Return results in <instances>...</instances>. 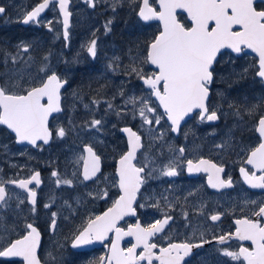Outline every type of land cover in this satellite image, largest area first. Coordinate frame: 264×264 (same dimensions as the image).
<instances>
[{
  "label": "snow or ice",
  "instance_id": "1",
  "mask_svg": "<svg viewBox=\"0 0 264 264\" xmlns=\"http://www.w3.org/2000/svg\"><path fill=\"white\" fill-rule=\"evenodd\" d=\"M90 7H95L94 0H86ZM153 0H140L138 16L143 21L157 20L162 24V30L148 45L146 56L142 63L154 66L155 71L146 73L135 65V61L126 71V75H135L148 89L146 96L129 97L126 104L135 106L139 103L138 115L143 125H148L149 131H153L152 125H160L166 118L170 122V131L179 133L182 121L193 114L199 117L200 122H213L220 119L216 108L210 110L208 99L210 86L215 76L218 75L216 65L224 59L225 52L247 54L251 50L258 57V62L253 65L255 76L264 82V0H158L159 11L153 7ZM58 3L59 11L63 16L64 38H68L69 0H42L23 17V23L38 22L41 13L49 8H54ZM260 5L258 7L257 5ZM183 10L187 14V23H182L177 18V10ZM5 13V8L0 6V14ZM51 22H49L50 24ZM108 21L106 31H110ZM97 41L92 39L87 51L95 58ZM19 49L27 52L29 45L21 42ZM15 62L16 57L12 58ZM47 59V57H45ZM118 59V58H117ZM231 63V59L228 61ZM112 64H109V68ZM244 69V73L248 72ZM46 74L37 86L12 91L0 85V125L6 126L15 134L17 143L27 142L33 147L38 146V141L48 144L53 136L49 127V119L53 113H60L61 89L67 83L56 72L47 74V66L40 69ZM243 75V74H241ZM121 96L124 93L121 91ZM158 101L154 105L151 98ZM93 103H97L93 101ZM231 106V105H230ZM87 107V105H85ZM112 108V104L108 105ZM255 107V106H254ZM158 108L163 109L158 112ZM251 111V110H249ZM119 114V113H118ZM239 115V112H237ZM135 117V113H134ZM102 124L99 119L90 122L91 128H98ZM258 133L259 143L247 151L239 171L245 183L251 188L264 189V116H261L253 129ZM127 135L128 150L117 161L115 176L117 179L111 185L118 190V196L112 200L111 206L100 215L90 216L80 225L73 234L72 248H80L94 242L110 241L109 254L101 256L95 264H182L194 247L202 244L189 242L169 243L167 247H159L152 242L153 237L164 231L172 219L165 215L162 220H156L147 226H142L139 220L129 224L127 228L120 226L125 217L137 216V207L143 208L144 204H137V195L141 187L152 178L156 168H148L152 163L148 156L145 162L137 164V152L143 147L142 137L131 127L122 128ZM59 138L66 135L64 127L55 130ZM164 133L159 132L156 138L162 139ZM218 148L223 144L216 145ZM86 155L79 159L83 162V179L92 180L101 172V157L97 155L91 145H85L83 149ZM179 157L169 160L168 164L159 169V174L167 177L178 175L177 159L184 157L185 148L176 150ZM184 163L188 173H207L208 185L213 189H221L232 186L229 176L225 179L222 174L225 169L210 159L199 158L196 160L185 159ZM146 169H148L146 171ZM257 172L260 174L257 175ZM54 177L58 176L53 172ZM107 179V178H105ZM41 183L40 173L35 172L29 179L13 180L9 183L17 185L28 193L32 204V212L35 213L36 191L29 185ZM61 181L58 179L57 184ZM71 185V180L62 181ZM108 197V190L104 188L98 194L99 199ZM6 198V189L0 183V203ZM23 203V201H21ZM255 204V201H251ZM158 206V204H157ZM45 208L50 205L45 204ZM56 215L52 213L51 229L56 228ZM187 218V213L184 214ZM220 213L211 215L212 221L221 219ZM253 217L255 219H253ZM264 203L258 209L251 211L250 216L236 219L235 231L213 237L217 243L223 245L231 239L238 241H250L253 246L240 245L238 250L221 249L222 255L233 261H242V264H264ZM110 234L114 238H110ZM125 237H132L135 243L131 247H121V241ZM202 243L210 241L202 240ZM41 246V233L33 223L24 226L23 234H18L16 239L9 240L6 245L0 244V258H19L21 264H42L38 251ZM158 248V252L156 251ZM140 249L138 252L137 250ZM10 264H16L13 260Z\"/></svg>",
  "mask_w": 264,
  "mask_h": 264
},
{
  "label": "flooded vegetation",
  "instance_id": "2",
  "mask_svg": "<svg viewBox=\"0 0 264 264\" xmlns=\"http://www.w3.org/2000/svg\"><path fill=\"white\" fill-rule=\"evenodd\" d=\"M41 2L42 0H0V6L5 8V13L0 14V60H13V57L18 59L20 57L19 51L25 55L28 51L24 52L22 49H19L18 45L21 42L19 44L18 42L22 39L27 40V33L35 30L33 35L34 44L32 45L34 50L33 58L36 59L38 66H47V74H51L54 71L60 77L62 76L60 72L63 70V65H59L58 63L62 54L61 50L65 55L68 53H79L85 60L94 59L93 57H87L89 53L87 48L90 45L88 39H96L99 41L95 59L96 61H102V56L107 54L106 49L103 47V35L100 33L98 36V32L93 34L91 32L88 33L87 29L90 27L87 26V22L84 23L82 31L74 28L76 17H83L82 11L84 9L91 11L101 9V7L105 9V5L101 3L102 1L94 0L95 7H90L86 0L69 1L71 23L68 28L69 35L67 40H65L63 35L62 19L58 9V3L54 8L50 5L48 9L41 13L38 22L23 24V17L27 12L31 11ZM152 2L153 0H150V3ZM139 5L140 0H138L137 10L139 9ZM257 6L260 7L259 4ZM153 7H156L158 10L157 0L153 3ZM79 13L81 14L79 15ZM177 18L182 23H187L186 17L182 14H178ZM49 22L51 23L49 24ZM138 25L143 26L147 30L148 37L146 39L148 41L146 42L148 44L152 42L160 31L159 25L157 24H143L138 21ZM101 27L102 24H100ZM157 29H159L158 33H156ZM86 34L89 35L85 40L86 46L80 49L79 40ZM87 44L89 45L87 46ZM229 59H231V63L228 62ZM223 61L225 62L223 63ZM257 62V56L248 55L247 53L246 55L241 54L237 57L236 54L226 51L224 59L216 65L218 75L215 76L214 82L210 86L208 99L210 110L216 108L214 105L219 107L220 98L218 99L216 91L217 89L227 90L232 102L238 103L236 106L232 104L235 112L240 110L239 106L244 105H249L256 110V115L250 116V118L248 116L236 117L239 120H235L233 117H220L217 121L200 122L199 117L193 114L184 121L181 125L180 132L176 134L170 131V125L166 118L161 121L160 125L153 124L151 126L154 129L153 131H149L150 126L148 125L142 126L143 122L140 117L132 116L124 118L119 127L118 100L117 106L112 109L114 113L107 114L106 122L102 121V124L98 128L91 130V133H94V135L87 137L83 144L80 145L82 155H84V146L91 145L97 155L101 157V172L97 173V177L84 182L79 174L80 182L86 190L88 202L90 208H92L89 217L102 214L111 206L112 200L118 196V190L111 185L117 179L115 176L117 161L128 150L127 141L122 135L121 129L131 127L133 131L141 135L143 144L142 149L137 152V160L135 162L138 165L144 163L145 156H148L152 161V163H149L148 168H156L157 171L153 172L152 178L147 180L137 195V204H144L145 207H137V216L124 219L120 222V226L126 229L129 224H134L137 220H139L142 226H147L156 220L164 219L165 215H168L172 219L165 226L164 231L157 234L152 240V242L157 243L158 248L167 247L169 243L189 242L192 244H202L201 247H194L191 253L184 258L182 264H242V261H233L231 258L222 255L221 249L227 248L228 250L235 251L238 250L240 245H243L249 247L251 250L253 246L250 241L231 239L221 245L213 237L234 232L236 227L234 221L236 219L242 218L243 216H250L252 210L258 209V206L264 203V189L251 188L245 183L239 171L241 166L251 168L250 165L242 164V161L245 159L248 149L255 147L259 143L258 133L253 129L259 118L264 116V82H261L255 76V69L253 67ZM94 67V64L90 65L91 70ZM229 68H233V74L229 73L228 75H224V79L219 83L220 74H226ZM245 68L249 69L247 73H244ZM99 69L102 72L103 65H100ZM38 72L41 75L45 74L40 69ZM144 72L151 73L153 71L148 69L144 70ZM44 78H46V75H44ZM61 78L67 81V87L61 92V104L63 108L65 90L74 83L69 78ZM135 78L134 80L127 79V82L130 83L128 87L130 90L141 91L146 96L148 91L140 85V79ZM0 85H6L1 75ZM96 86L94 82L91 83L88 91L90 100L93 98L92 91ZM25 88H28V86L21 87L19 90L9 89L21 92ZM124 89V94L127 95L126 87ZM151 101L157 105L153 97ZM117 107L118 109L116 110ZM158 112H161L159 108ZM62 115L54 116L49 120L50 130H52L54 122ZM240 119H244V122H241ZM236 123L246 125V130L237 128ZM221 124L231 129L232 132V141H230L232 147L227 150L223 147H216V145L225 140L224 138H219L222 133L218 131ZM0 129L5 134H8L14 142V137L8 133L7 129L2 126H0ZM161 131L164 133L163 138L156 139V142L153 144L150 136L155 135L157 137ZM119 139L121 142L120 153ZM52 141L53 136L48 147L51 146ZM42 147L45 146L40 144L36 149L27 146L18 148L38 151ZM179 147H184L185 153L184 157H180L177 163L179 165L177 169L178 175L175 177L160 175L159 169L166 165L165 162L167 161L168 155L172 153V149L177 150ZM199 158L210 159L218 165H223L225 171L222 176L225 179L230 176L232 186L213 189L208 185L207 173H188L186 164L184 163L185 159L196 160ZM39 172L44 181L43 171L40 170ZM31 174L20 170L16 171L13 175L5 174L1 177L0 183L6 189V198L3 203H0V209L8 201L12 193L25 195L28 203L27 195L19 191L18 187L9 183V181L28 179ZM259 174L257 172V175ZM104 188L108 190V197L99 199L98 194ZM31 189L35 190V187H31ZM39 190L36 191L35 209L38 208L40 202ZM251 201H255L256 203L252 204ZM29 206L31 208L33 207L31 205ZM185 213H187V218H185ZM217 213L222 214L221 219L214 222L210 217ZM253 219L255 218L253 217ZM261 223H264V219L261 220ZM34 226L41 233V246L38 255L41 258L42 264H95L101 256H107L109 254L110 241L100 242L95 247L77 251L71 248L72 237L76 230L72 234L66 230H61L65 238V245L62 246L59 244L60 235L58 234V230L55 228L53 231L50 228L51 223L47 226L45 222L41 223L40 221L34 220ZM23 232L24 228L18 230L0 228V244L6 245L9 240L16 239L18 234H23ZM110 238H114V235L110 234ZM202 240L210 241V243H202ZM132 243H135L132 237L128 239L124 238L121 241V247H131ZM158 248L156 250L157 252ZM137 251L139 252L140 249ZM13 260L16 264H21V261L17 258H0V264H10ZM154 264H158V262H154Z\"/></svg>",
  "mask_w": 264,
  "mask_h": 264
},
{
  "label": "rangeland",
  "instance_id": "3",
  "mask_svg": "<svg viewBox=\"0 0 264 264\" xmlns=\"http://www.w3.org/2000/svg\"><path fill=\"white\" fill-rule=\"evenodd\" d=\"M100 1L105 5V9L102 7L95 11L84 9L82 11L83 17H76L74 28L82 31L84 23L87 22V26L90 27L87 29L88 33L98 32V36L101 33L103 35V47L106 49L107 54L102 56V61H96L95 58L85 60L79 53L65 55L61 50L62 54L58 63L63 65V70L60 75L65 79L69 78L74 84L65 90L64 113L52 126L54 134L51 146L42 147L38 151L18 148L13 139L0 129V180L3 175H13L20 170L27 174L42 170L44 174V185L38 191L40 202L35 213L28 205L25 195L12 193L0 209L1 229L18 230L24 228L26 223L34 224V220L41 223L45 222L48 226L52 221V213L55 212L57 213L55 218L57 222L56 229L60 235L59 244L64 246L65 238L61 230H66L72 234L88 219L92 211L86 190L79 177L82 162L79 159L82 156L80 145L87 137L94 135L91 130L95 128L90 127V122L93 119L106 122L107 114L114 113L112 109L117 106L118 100L119 127L124 118L134 117V113L135 117H139L137 111L140 106L139 103L133 106L132 104H126V101L132 96L145 95L141 91L130 90L128 87L130 83L127 82V79L134 80L136 78L134 75L125 74L134 61L137 67L142 66L143 71L147 69L146 65L140 63L144 58L142 48L148 41L146 39L148 33L143 26L138 25L136 17L138 0ZM101 3L99 2V4ZM108 21H111L110 31H106L105 28ZM100 24H102L101 28ZM34 32L35 30L29 31L27 40L22 39L18 42V44L23 42L29 45L30 49L25 55L19 51L20 57L15 62L8 59L0 60V75L6 84L5 86L10 89L19 90L24 86L37 85L46 75H41L38 72L43 66H38L36 59L33 58ZM88 36L86 34L79 40L80 49L86 46L85 40ZM88 41L91 42L89 39ZM98 45L99 41H97L96 49ZM87 57L92 58L90 53L87 54ZM91 64L95 65L93 70L90 69ZM109 64H112L111 68H109ZM100 65H103V73L99 69ZM232 69L229 68L226 74H220L219 83L224 79V75L233 74ZM91 74L92 76H90ZM92 82L97 86L94 87L92 91L93 98L90 100L88 91ZM125 87L127 95L121 96L120 93L121 91L124 93ZM228 93L227 90L217 89L216 91L218 99L220 98V106H214L221 118L233 117L237 120L236 117L248 116L250 118V116L256 115V110L249 105L239 106V115H237V112L232 108V104L236 106L238 103H233ZM93 101L97 103H93ZM109 104H112L113 107L109 108ZM240 121L244 122V119H240ZM236 126L242 130L247 128L244 124L236 123ZM59 127H64L66 130V135L63 138H59L55 134V130ZM218 131L222 132L219 138L225 139L220 144L224 145V149H230L232 147L230 143L232 141L231 129L221 124ZM90 133L91 135L88 136ZM155 137V135L150 136L153 144L158 139ZM120 149L121 142L119 139V153ZM172 150V153L168 155L166 164L169 160L179 157L178 152L175 149ZM178 162L179 158L177 159ZM54 171L58 173V176L54 177L52 175ZM58 179L61 181L60 184H57ZM64 180H71L72 184L62 183ZM45 204L50 205V207L45 208Z\"/></svg>",
  "mask_w": 264,
  "mask_h": 264
},
{
  "label": "water",
  "instance_id": "4",
  "mask_svg": "<svg viewBox=\"0 0 264 264\" xmlns=\"http://www.w3.org/2000/svg\"><path fill=\"white\" fill-rule=\"evenodd\" d=\"M139 12V11H138ZM177 12H179V13H183L186 17H187V14L185 13V12H183V10H180V9H178L177 10ZM61 14V13H60ZM137 16H138V14H137ZM61 17H62V23H63V16H62V14H61ZM138 18H139V16H138ZM140 19V18H139ZM70 20V19H69ZM141 20V19H140ZM142 22H144V23H150V22H157V23H159V25L161 26V30H162V24L159 22V21H157V20H151V21H143V20H141ZM24 24V23H23ZM24 25H26V24H24ZM63 30H64V27H63ZM150 66V65H149ZM151 68H153L154 70H155V68H154V66H150ZM141 83L143 84V82L141 81ZM66 85V84H65ZM64 85V86H65ZM144 87H145V89L146 90H148L147 88H146V86L145 85H143ZM153 99L155 100V98L153 97ZM156 101V100H155ZM157 102V104H158V101H156ZM161 109V108H160ZM161 111H163V109H161ZM57 114H59V113H53V115H52V117H54L55 115H57ZM52 117H50V119L52 118ZM189 117H186L185 118V120L186 119H188ZM49 119V120H50ZM169 123V125H170V122H168ZM184 123V121H182V123H181V125ZM2 126H4V125H2ZM4 127H6V126H4ZM7 128V127H6ZM7 130H9L10 132H11V130L10 129H8L7 128ZM121 133H122V135L124 136V138L126 139V141H127V135L125 134V133H123L122 131H121ZM11 134H13L14 135V137H15V134L13 133V132H11ZM176 134V133H175ZM51 141V139L49 140V142ZM39 143H42L43 144V142L42 141H38V144ZM15 144L16 145H18V146H25V145H27V146H31V147H33L32 145H30V144H28L27 142H24V143H17L16 142V138H15ZM49 144V143H48ZM48 144H43V145H45V146H47ZM127 147H128V145H127ZM33 148H35V147H33ZM84 155H86V153H84ZM82 173H83V163H82V170H81V175H82ZM82 178H83V175H82ZM84 180V179H83ZM85 181V180H84ZM15 185V184H14ZM31 185H35V183L33 182V184H31ZM31 185H29V187L31 186ZM15 186H17V185H15ZM18 187V186H17ZM39 187H41V183H40V185L38 186V188ZM18 189L19 190H21L22 192H24V193H26L27 195H28V193H27V191L26 190H24V189H20L19 187H18ZM28 202H29V204L30 205H32L31 203H30V201H29V198H28ZM125 218H127V217H125ZM128 238H131V237H125V239H128ZM90 247V245H85V246H82V247H80V248H75V250H84V249H87V248H89ZM71 248H72V246H71ZM74 249V248H73Z\"/></svg>",
  "mask_w": 264,
  "mask_h": 264
},
{
  "label": "bare ground",
  "instance_id": "5",
  "mask_svg": "<svg viewBox=\"0 0 264 264\" xmlns=\"http://www.w3.org/2000/svg\"><path fill=\"white\" fill-rule=\"evenodd\" d=\"M150 44V43H149ZM148 44V45H149ZM67 87V85H65L62 89H61V92H62V90H64L65 88ZM60 115H62L63 114V108H62V111L59 113ZM0 126H2V125H0ZM8 133L9 134H11V132L8 130ZM39 172V171H38ZM40 173V172H39ZM33 174V173H32ZM40 177H41V173H40ZM42 178V177H41ZM43 187V184L41 185V187L39 188V189H41Z\"/></svg>",
  "mask_w": 264,
  "mask_h": 264
},
{
  "label": "trees",
  "instance_id": "6",
  "mask_svg": "<svg viewBox=\"0 0 264 264\" xmlns=\"http://www.w3.org/2000/svg\"><path fill=\"white\" fill-rule=\"evenodd\" d=\"M147 47H148V44L145 43L144 48H142V49H143V52H144V55H145V53H146ZM143 59H144V58H143ZM143 59H142V61H143ZM142 61H140V63L146 65L145 63H142ZM141 67H142V66H140V68H141ZM134 76H135V75H134ZM135 77H136V76H135Z\"/></svg>",
  "mask_w": 264,
  "mask_h": 264
}]
</instances>
